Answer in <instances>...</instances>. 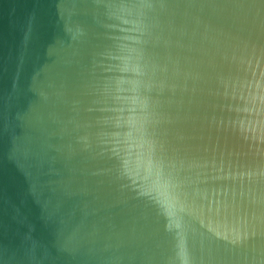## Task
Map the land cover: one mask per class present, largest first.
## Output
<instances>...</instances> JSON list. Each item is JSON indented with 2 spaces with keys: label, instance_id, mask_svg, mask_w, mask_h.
<instances>
[{
  "label": "water",
  "instance_id": "95a60500",
  "mask_svg": "<svg viewBox=\"0 0 264 264\" xmlns=\"http://www.w3.org/2000/svg\"><path fill=\"white\" fill-rule=\"evenodd\" d=\"M0 264H264V0H0Z\"/></svg>",
  "mask_w": 264,
  "mask_h": 264
}]
</instances>
